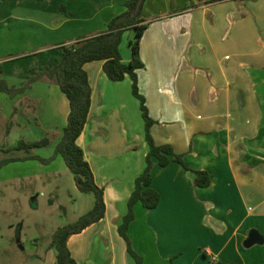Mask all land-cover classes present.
<instances>
[{"label":"crops","instance_id":"1","mask_svg":"<svg viewBox=\"0 0 264 264\" xmlns=\"http://www.w3.org/2000/svg\"><path fill=\"white\" fill-rule=\"evenodd\" d=\"M127 1L0 0L4 76L19 88L36 72L49 71L62 56L61 46L105 32ZM141 18L149 26L141 39L145 67L139 82L156 121L152 135L157 144L185 154L189 168L207 171L211 185L197 187L194 174L179 163L156 164L152 186L161 201L153 210L135 205L128 230L132 247L144 264H215L205 251L218 258L216 264H264V241L245 245L253 231L264 240V0H145ZM133 37L126 30L120 44L125 64L132 59ZM103 66L104 61L84 66L92 104L77 143L104 189L106 213L72 235L68 247L78 264H136L118 228L149 145L131 77L111 81ZM14 103L23 110L16 117L22 139L50 140L31 154L49 157L48 148L68 124V98L43 78ZM15 164L30 178L71 172L61 155L50 164ZM23 228L0 222V264H46L38 249L24 256ZM50 244L45 252L55 251ZM48 264H56V255Z\"/></svg>","mask_w":264,"mask_h":264},{"label":"trees","instance_id":"2","mask_svg":"<svg viewBox=\"0 0 264 264\" xmlns=\"http://www.w3.org/2000/svg\"><path fill=\"white\" fill-rule=\"evenodd\" d=\"M145 0H128L125 3L126 10L114 17L108 24L105 32L91 37L77 40L75 43L61 46L62 56L58 63L49 71L36 72L35 76L27 81L25 87L36 80L47 78L59 85L61 91L70 102L68 124L55 155H61L74 176L75 183L80 192L93 194L95 204L93 208L81 216L76 222L60 227L53 235L50 248L56 250V264H78L68 247L69 238L72 235L82 233L89 226L101 221L105 217L106 204L104 189L98 186L89 162L85 159L83 149L77 140L83 133L91 110V85L88 74L84 68L86 63L104 61V72L111 81H123L127 76L132 79V93L139 100L142 117L145 121V136L149 145L146 156V167L135 180V188L128 200V213L124 216L118 228L120 236L125 240L129 255L136 264H144L143 257L132 247L128 235L129 226L135 219V205L141 203L144 208L153 210L159 206L161 196L152 186V172L156 164L166 167L171 162L181 164L186 170L194 174V183L197 187L207 188L211 185V176L207 171L189 168L185 161V154L177 153L170 144L159 145L156 143L152 128L156 121L152 118L145 96L140 91L139 71L145 67L141 58L140 45L144 32L149 26L141 18ZM131 30L134 37L130 40L132 59L125 64L122 59L120 44L126 30ZM3 74V66L0 64V76ZM9 87L7 82L0 77V91L14 97L24 88ZM49 138H44L32 143L20 140L18 150H30L44 147L49 144ZM48 159L36 155H28L23 160L39 159L43 163H49L54 157ZM17 158L0 161V167L15 161ZM206 256V253H204ZM235 264V263H231Z\"/></svg>","mask_w":264,"mask_h":264},{"label":"rangeland","instance_id":"3","mask_svg":"<svg viewBox=\"0 0 264 264\" xmlns=\"http://www.w3.org/2000/svg\"><path fill=\"white\" fill-rule=\"evenodd\" d=\"M0 77L7 82L9 87L20 89L26 86L24 84L22 87L17 88L14 86L15 84H10L8 78L4 76V72ZM28 89L29 87H25L22 92ZM22 92H17L14 97H11L8 93L0 91V161L17 158V160L0 167V211L2 209L0 222L7 225H14L16 230L21 226L24 227V238L22 239V245L25 249L24 256H33L38 249V252L41 253L40 256H44L43 258L46 264H48L54 258V255H56V250L53 252H45L43 247L45 246L46 248L50 244L51 238L49 237L54 234L53 231L58 227L60 228V226L63 227L76 222L78 215L89 212L90 210L88 211L87 207H90V205L92 207L95 204V197L93 194L80 193L76 188L73 175L69 171L61 173L60 175L40 177L38 179L24 177L21 171H16L15 163L17 161L27 162L39 160H23L22 158L28 155H35L31 154V152H35L38 148H41H34L30 152L26 150L17 152L20 140L26 137L24 135L22 136L19 133V129L16 128L17 124L21 125L16 117L22 115L23 110L20 106L15 105L14 100ZM44 138L47 137L41 139ZM39 140H33L30 143ZM60 140L48 148V151L50 150V153L52 151L53 154H49L50 156L44 159L55 155V150ZM42 149L41 151L43 153L46 152V150ZM36 156L43 158L41 152L40 155L36 154ZM56 156L49 163L39 161L42 164H50ZM11 163L14 164L9 165ZM27 166L26 164L21 165L24 168ZM34 198L36 199L34 200ZM16 230L12 233L13 241L15 242L18 233ZM44 236L48 240L46 238L44 239ZM33 239L37 240L39 244L37 247L39 248L33 245ZM12 245L14 252H21V248L17 243H13ZM11 255H14V253ZM11 264L19 263L12 261Z\"/></svg>","mask_w":264,"mask_h":264},{"label":"water","instance_id":"4","mask_svg":"<svg viewBox=\"0 0 264 264\" xmlns=\"http://www.w3.org/2000/svg\"><path fill=\"white\" fill-rule=\"evenodd\" d=\"M264 240L263 238L260 236V234L256 231H253L249 237V239L247 240V242L245 243L246 246H251L253 244L256 243H262Z\"/></svg>","mask_w":264,"mask_h":264},{"label":"built area","instance_id":"5","mask_svg":"<svg viewBox=\"0 0 264 264\" xmlns=\"http://www.w3.org/2000/svg\"><path fill=\"white\" fill-rule=\"evenodd\" d=\"M205 253L210 257L211 261L214 262L215 264L218 263V258L215 255H212L210 252L205 251Z\"/></svg>","mask_w":264,"mask_h":264}]
</instances>
